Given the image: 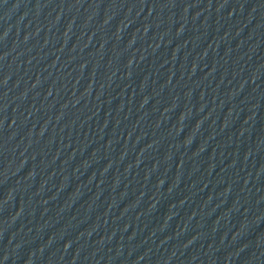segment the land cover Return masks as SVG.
I'll use <instances>...</instances> for the list:
<instances>
[{
    "label": "water",
    "instance_id": "1",
    "mask_svg": "<svg viewBox=\"0 0 264 264\" xmlns=\"http://www.w3.org/2000/svg\"><path fill=\"white\" fill-rule=\"evenodd\" d=\"M0 264H264V0H0Z\"/></svg>",
    "mask_w": 264,
    "mask_h": 264
}]
</instances>
